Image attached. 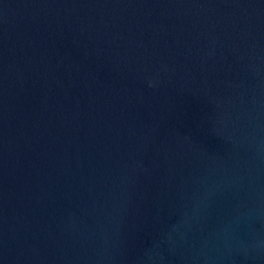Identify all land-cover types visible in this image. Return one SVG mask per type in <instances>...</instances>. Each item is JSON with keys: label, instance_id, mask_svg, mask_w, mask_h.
<instances>
[{"label": "water", "instance_id": "obj_1", "mask_svg": "<svg viewBox=\"0 0 264 264\" xmlns=\"http://www.w3.org/2000/svg\"><path fill=\"white\" fill-rule=\"evenodd\" d=\"M0 264H264V0H0Z\"/></svg>", "mask_w": 264, "mask_h": 264}]
</instances>
